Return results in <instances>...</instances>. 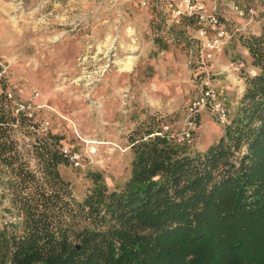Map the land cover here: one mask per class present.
I'll return each instance as SVG.
<instances>
[{
	"label": "trees",
	"instance_id": "1",
	"mask_svg": "<svg viewBox=\"0 0 264 264\" xmlns=\"http://www.w3.org/2000/svg\"><path fill=\"white\" fill-rule=\"evenodd\" d=\"M235 4L244 17L258 11V31L239 38L256 74H241L244 93L219 140L195 150L147 118L128 135V179L110 187L90 172L82 200L61 173L72 165L65 148H78L65 133L40 132L36 114H17L19 99L3 86L0 264H264V0ZM147 8L162 51L188 48L185 31L202 28L187 17L166 27L162 1Z\"/></svg>",
	"mask_w": 264,
	"mask_h": 264
},
{
	"label": "rangeland",
	"instance_id": "2",
	"mask_svg": "<svg viewBox=\"0 0 264 264\" xmlns=\"http://www.w3.org/2000/svg\"><path fill=\"white\" fill-rule=\"evenodd\" d=\"M144 1L0 0V58L9 66L0 92L5 85L18 102L31 105L39 125L48 121V131L65 133L67 144L78 148L83 167L63 166L61 173L79 200L91 186L90 172L101 173L110 187L128 179V135L147 118L162 120L165 131L172 127L181 137L191 103L206 88L198 29L185 31L188 48L172 43L160 50ZM200 1L226 22L224 49L210 53L208 66L230 122L245 89L241 74H256L239 38L247 30L258 31L253 24L258 11L252 8L244 17L235 0ZM193 119L191 145L200 151L218 141L226 125L207 108Z\"/></svg>",
	"mask_w": 264,
	"mask_h": 264
},
{
	"label": "built area",
	"instance_id": "3",
	"mask_svg": "<svg viewBox=\"0 0 264 264\" xmlns=\"http://www.w3.org/2000/svg\"><path fill=\"white\" fill-rule=\"evenodd\" d=\"M163 2L165 8L171 12L173 21L178 23V20L182 17L195 19L199 24L202 25V30L207 31L208 29L214 32V35L203 44V50L200 55V68L202 72L207 76L206 88L203 89L199 99H197L190 108V118L187 123V130L182 133L181 137L178 138L180 143H192V131L195 127L194 116L202 109H209L212 115L220 124H227L229 120V110L226 108L224 102L218 97V92L210 81V53L222 52L228 38L227 31L221 27L219 17L216 14L215 9L209 8L203 1L200 0H157ZM143 7L148 6V1L142 3ZM208 51V54L205 53ZM9 66L7 63L0 58V81H5L8 75ZM12 92H9V96L12 97ZM16 113L27 114L32 117L34 115L30 104L23 102H17ZM50 123L45 121L40 123V129L43 132L48 131ZM168 129V128H167ZM91 152L95 153V149L91 147ZM64 153L69 156L71 164L80 168L83 167V155L80 152L70 153L68 148H65Z\"/></svg>",
	"mask_w": 264,
	"mask_h": 264
},
{
	"label": "crops",
	"instance_id": "4",
	"mask_svg": "<svg viewBox=\"0 0 264 264\" xmlns=\"http://www.w3.org/2000/svg\"><path fill=\"white\" fill-rule=\"evenodd\" d=\"M148 11V10H147ZM167 11V10H166ZM173 22H175V21H173V19H172V17L167 21V24H172ZM176 23V22H175ZM197 33H198V35H199V37H197L199 40H202L203 41V43H205L207 40H209L211 37H209V35L207 34V31H203L202 30V28L201 29H199L198 31H197ZM196 37V36H195Z\"/></svg>",
	"mask_w": 264,
	"mask_h": 264
},
{
	"label": "bare ground",
	"instance_id": "5",
	"mask_svg": "<svg viewBox=\"0 0 264 264\" xmlns=\"http://www.w3.org/2000/svg\"><path fill=\"white\" fill-rule=\"evenodd\" d=\"M2 39H3V38H2ZM51 84H52V83H51ZM46 85H47V82H46ZM43 86H45V85H43ZM46 87H47V86H46ZM48 89L50 90V88H47L46 90H48ZM49 90H48V91H49ZM52 90H53V89H52ZM52 90H50V91H52ZM53 92H54V91H53ZM56 92H57V91H56ZM52 95H53V94H52ZM57 95H58V94H57ZM55 100H57V99H55ZM51 104H52V103H51ZM53 105H54V104H53Z\"/></svg>",
	"mask_w": 264,
	"mask_h": 264
}]
</instances>
